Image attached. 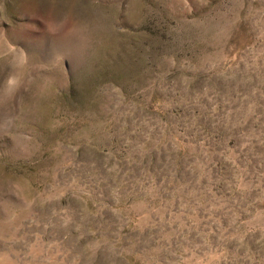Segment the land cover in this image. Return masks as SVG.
Here are the masks:
<instances>
[{
  "label": "rangeland",
  "instance_id": "obj_1",
  "mask_svg": "<svg viewBox=\"0 0 264 264\" xmlns=\"http://www.w3.org/2000/svg\"><path fill=\"white\" fill-rule=\"evenodd\" d=\"M4 68L0 264H264V0H0Z\"/></svg>",
  "mask_w": 264,
  "mask_h": 264
},
{
  "label": "clouds",
  "instance_id": "obj_2",
  "mask_svg": "<svg viewBox=\"0 0 264 264\" xmlns=\"http://www.w3.org/2000/svg\"><path fill=\"white\" fill-rule=\"evenodd\" d=\"M0 71L5 73L4 79L0 80V107H2L5 102L10 101L14 97L15 93L19 90L21 86L22 75L15 68H13L11 71H8L6 68L0 69Z\"/></svg>",
  "mask_w": 264,
  "mask_h": 264
}]
</instances>
